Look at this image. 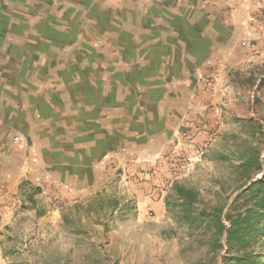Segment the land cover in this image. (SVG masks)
<instances>
[{"label":"rangeland","instance_id":"rangeland-1","mask_svg":"<svg viewBox=\"0 0 264 264\" xmlns=\"http://www.w3.org/2000/svg\"><path fill=\"white\" fill-rule=\"evenodd\" d=\"M0 12V264H264V49L255 75V60L220 76L210 57L195 88L203 105L182 121L191 133L179 131L164 150L142 157L105 151L93 167H69L63 179L24 178L15 188L23 156L46 161L35 135L66 128L62 136L75 139L77 116L86 133L99 119L92 142L107 140L111 97L130 92L118 81L133 66L110 54L109 26L118 14L98 0H2ZM230 17L223 33L254 31ZM255 26L264 32V23ZM208 72L211 91L201 83ZM138 92L130 93L138 99ZM41 104L49 110L37 112ZM153 106H145L148 113ZM15 109L30 118L22 123L27 132L15 133ZM72 147L66 152L74 163L90 156ZM254 202L253 232L242 217ZM22 210L30 212L23 228L11 220ZM229 218L238 227L230 235Z\"/></svg>","mask_w":264,"mask_h":264},{"label":"crops","instance_id":"crops-1","mask_svg":"<svg viewBox=\"0 0 264 264\" xmlns=\"http://www.w3.org/2000/svg\"><path fill=\"white\" fill-rule=\"evenodd\" d=\"M86 1L90 3L93 0ZM98 1L118 14L109 26L110 54L115 56L119 63L133 66L132 76L118 82L123 83L124 88L131 89V93L133 89L139 88L137 93L139 97L135 99L128 92L124 98L117 101L114 93V97H111L113 104L108 108V118L105 120L108 129L106 141L95 139L92 142L93 137L99 136L94 134L101 129L98 119L100 110L93 105L94 111L91 117L98 121L97 124H93L96 129H92L90 133L84 130V117L78 119L76 116L73 120H79V126L77 121L76 125L81 132L75 139L68 141L62 136L66 128L56 133L44 131L40 134L41 139H36L37 135H35L34 140L39 144L36 149L43 150L41 157L46 158V161L39 159V156L38 161L34 163L23 156L21 161L15 164V188L24 178L34 183L52 178L63 179L68 175L65 171L63 176V170L69 167H75L77 170L93 167L100 155L106 153L105 151L122 150L140 157L149 153L155 154L164 150L162 148H166L179 131L182 134L184 131L191 133L182 121L186 115L192 113L191 109L203 105L200 102L201 96L195 88L197 78L200 72L207 68L206 62L210 57L216 58L217 65L214 68L220 76L232 67H243L242 64L247 60H255L250 66L254 75L257 74L256 71L261 70V63L256 60L263 56L259 53L264 49V32L260 28L262 26H255V23L259 25L264 23V0ZM1 6L2 0H0V8ZM226 8L229 10L224 15L231 16L229 21L232 18V21L244 26L252 23L254 31L248 34V28L245 27L246 34L223 33L221 26L228 22L223 16V9ZM112 87H116V82ZM56 98L60 102L65 95H58ZM132 98L134 102L130 100ZM2 103L3 98L0 97L1 111ZM150 104L154 106L148 113L145 106ZM46 106L47 104L39 105L37 112L49 110ZM1 111L0 128L5 122ZM13 116L15 117L11 119L15 121L12 124L15 126V133L16 130L27 132L23 124L29 122L30 118H25L18 109H15ZM53 136H57V139L54 140ZM55 141H58L55 144L59 148L51 153L52 143ZM73 144L82 146L76 147L78 152L84 153L86 150L89 151L90 156L77 158L78 162L74 163L73 158L68 157L66 152L73 149ZM85 144L92 146L85 149ZM55 151L61 153L60 156H57ZM15 163H17L16 159ZM35 164L40 169L35 170ZM11 217L13 225L23 228L29 222L30 212L15 211Z\"/></svg>","mask_w":264,"mask_h":264},{"label":"trees","instance_id":"trees-1","mask_svg":"<svg viewBox=\"0 0 264 264\" xmlns=\"http://www.w3.org/2000/svg\"><path fill=\"white\" fill-rule=\"evenodd\" d=\"M264 178V177H263ZM264 180V179H263ZM257 206H258V203L257 202H254V203H252L251 204V207L250 208H248L246 211H245V213H244V215H243V217H242V219L243 220H245L246 218H250L251 220V222H250V225H251V227H252V231L254 232L256 229H255V225H256V223H257V221H258V218H259V216H258V213H257V210H256V208H257ZM264 208V207H263ZM229 220L231 221V223H232V226H233V228H231L230 230H229V235L230 234H232V232H234L238 227L237 226H235V221L234 220H232L231 218H229ZM224 264H226V263H224Z\"/></svg>","mask_w":264,"mask_h":264},{"label":"built area","instance_id":"built-area-1","mask_svg":"<svg viewBox=\"0 0 264 264\" xmlns=\"http://www.w3.org/2000/svg\"><path fill=\"white\" fill-rule=\"evenodd\" d=\"M212 75L213 74L211 72H208L204 76L201 77L202 87H203V89H205L207 91L213 90V77H212Z\"/></svg>","mask_w":264,"mask_h":264}]
</instances>
